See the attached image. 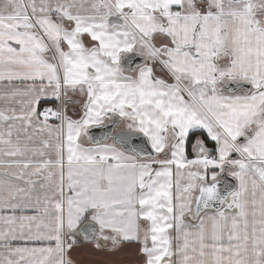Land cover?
Masks as SVG:
<instances>
[{"label": "snow or ice", "instance_id": "obj_1", "mask_svg": "<svg viewBox=\"0 0 264 264\" xmlns=\"http://www.w3.org/2000/svg\"><path fill=\"white\" fill-rule=\"evenodd\" d=\"M0 264H264V0H0Z\"/></svg>", "mask_w": 264, "mask_h": 264}, {"label": "water", "instance_id": "obj_2", "mask_svg": "<svg viewBox=\"0 0 264 264\" xmlns=\"http://www.w3.org/2000/svg\"><path fill=\"white\" fill-rule=\"evenodd\" d=\"M95 131H96V133L99 135V134H102V131H103V130H99V129H98V130H95Z\"/></svg>", "mask_w": 264, "mask_h": 264}, {"label": "crops", "instance_id": "obj_3", "mask_svg": "<svg viewBox=\"0 0 264 264\" xmlns=\"http://www.w3.org/2000/svg\"><path fill=\"white\" fill-rule=\"evenodd\" d=\"M84 255H85V258H89V257L87 256V252H85V254H84Z\"/></svg>", "mask_w": 264, "mask_h": 264}]
</instances>
